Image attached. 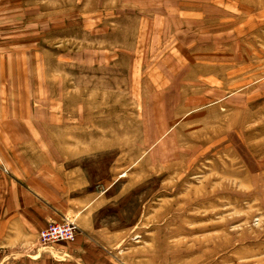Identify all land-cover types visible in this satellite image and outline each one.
<instances>
[{
	"label": "rangeland",
	"instance_id": "obj_1",
	"mask_svg": "<svg viewBox=\"0 0 264 264\" xmlns=\"http://www.w3.org/2000/svg\"><path fill=\"white\" fill-rule=\"evenodd\" d=\"M0 45V193L75 166L109 262L264 264V0H0Z\"/></svg>",
	"mask_w": 264,
	"mask_h": 264
},
{
	"label": "crops",
	"instance_id": "obj_2",
	"mask_svg": "<svg viewBox=\"0 0 264 264\" xmlns=\"http://www.w3.org/2000/svg\"><path fill=\"white\" fill-rule=\"evenodd\" d=\"M2 64L0 57V88ZM65 165L15 170L5 193L1 188L0 238L19 258L14 264H114L97 245V231L86 215L92 200L88 178L82 168ZM65 219L76 221V241L38 250L40 232Z\"/></svg>",
	"mask_w": 264,
	"mask_h": 264
},
{
	"label": "built area",
	"instance_id": "obj_3",
	"mask_svg": "<svg viewBox=\"0 0 264 264\" xmlns=\"http://www.w3.org/2000/svg\"><path fill=\"white\" fill-rule=\"evenodd\" d=\"M79 228L75 221L65 219L60 223H51L39 234L42 244H55L59 242H75Z\"/></svg>",
	"mask_w": 264,
	"mask_h": 264
}]
</instances>
